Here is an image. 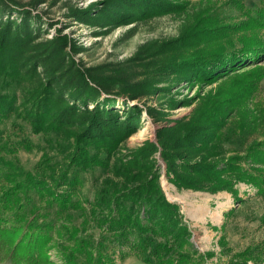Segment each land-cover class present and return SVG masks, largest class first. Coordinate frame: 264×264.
Segmentation results:
<instances>
[{
    "label": "trees",
    "instance_id": "trees-1",
    "mask_svg": "<svg viewBox=\"0 0 264 264\" xmlns=\"http://www.w3.org/2000/svg\"><path fill=\"white\" fill-rule=\"evenodd\" d=\"M117 3L130 9L128 15L142 9L168 10L172 5L169 0ZM224 5L239 14L231 21H250L255 29L264 30V6L252 9L243 0H228ZM208 11L201 13L193 35L184 42L186 47L192 39L208 40L211 35L217 39L229 27L221 14ZM25 23L0 24V125L21 119L32 133L43 137L45 145L29 170L16 152L36 146L28 138L17 146L3 142L0 130V263L115 264L135 256L146 264H206L213 253L195 247L179 203L167 197L163 173L149 159L154 146L122 152V144L139 124V109L120 113L111 106L120 94L126 95L124 101L136 95L122 89L114 94L115 87L105 82L96 84L98 89L86 85L81 94L76 87L69 91L67 82L56 85L65 78L39 80L27 67L32 38L22 33V29L30 32ZM241 43L231 51L223 46L193 53L176 50L174 66L182 69L181 80L203 82L214 81L244 62L261 63L264 38ZM252 69L230 93L233 104L258 92L264 67ZM89 102L94 105L90 109ZM198 121L181 126L182 131L179 128L169 140L167 134L166 144L160 140L166 148L162 155L168 181L178 189L228 191L235 196L236 185L244 182L264 192V139L250 143L242 155L226 157L224 143L237 136L246 141L247 131L225 129L222 109L215 117ZM54 251L60 263L51 258ZM222 264H264V239L227 253Z\"/></svg>",
    "mask_w": 264,
    "mask_h": 264
},
{
    "label": "rangeland",
    "instance_id": "rangeland-1",
    "mask_svg": "<svg viewBox=\"0 0 264 264\" xmlns=\"http://www.w3.org/2000/svg\"><path fill=\"white\" fill-rule=\"evenodd\" d=\"M118 1L0 0V24L9 22L15 26L27 22L30 32L22 29L32 38L26 51L27 67L39 80L46 83L49 79L65 78L56 85L67 82L64 84L70 85L66 87L69 91L76 87L80 93L86 85L96 89V84L105 82L115 87L114 94H120L118 90L122 89L136 95V99L124 101L126 95L120 94L111 106L120 113L139 109V124L122 144V152L126 154L146 144L154 146L149 159L163 173L161 184L167 197L179 203L195 247L202 253H213L206 264H222L227 253L242 251L264 239V192L244 182L236 185L237 196L228 191L178 189L165 176L163 143H167V134L169 140L170 136H177L179 128L182 131L181 126L199 124L198 120L215 117L221 109L227 122L225 129H244L248 133L246 141L237 136L224 143L226 157L242 155L250 143L264 139V78L258 92L242 98V103L233 104L229 96L254 66L264 67V59L259 64L244 62V66H236L214 81L200 82L181 80L182 69L174 66L173 58L176 50L193 53L220 46L227 51L238 49L243 40L264 38V30L255 29L250 21H231L239 14L224 5L228 0H169L172 5L168 10L142 9L132 15ZM243 1L252 9L264 6V0ZM207 8L221 14L223 24L229 27L217 39H212L213 35L203 41L192 39L186 47L185 40L193 35L195 23ZM53 66L55 70L51 69ZM48 72H53L52 76ZM103 98L104 95L100 100ZM68 104L72 105L69 101ZM93 106V102L87 104L89 109ZM0 130L3 142L15 146L25 138L33 142V150L20 148L16 152L22 165L33 169L42 154L40 147L45 145L43 137L32 133L21 119L0 125ZM187 160L194 162L196 158ZM51 258L61 262L55 251ZM115 264L146 263L131 256Z\"/></svg>",
    "mask_w": 264,
    "mask_h": 264
}]
</instances>
